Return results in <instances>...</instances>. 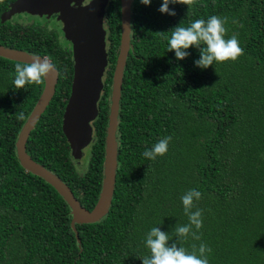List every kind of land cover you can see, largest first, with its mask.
<instances>
[{"label": "trees", "instance_id": "1", "mask_svg": "<svg viewBox=\"0 0 264 264\" xmlns=\"http://www.w3.org/2000/svg\"><path fill=\"white\" fill-rule=\"evenodd\" d=\"M16 0H0V45L41 56L55 65V93L26 142L27 154L54 173L87 210L102 189L112 78L120 47V0L106 6L108 66L87 173L79 175L63 133L73 75L71 44L54 28L29 30L4 14ZM131 1L130 48L124 67L116 130V169L107 213L97 222L71 226L70 208L44 179L25 170L16 141L44 83L15 89V64L0 56V264H142L145 236L185 225L181 197L202 192L201 239L189 235V252L201 243L209 264H264V0H198L191 9L162 0ZM216 15L227 18L225 38L243 49L235 62L196 67L199 50L177 60L165 36L181 24ZM158 32H165L164 35ZM69 43V44H68ZM23 112L25 118L17 119ZM171 136L167 153L143 156ZM83 160V161H84ZM195 230V229H193Z\"/></svg>", "mask_w": 264, "mask_h": 264}, {"label": "water", "instance_id": "2", "mask_svg": "<svg viewBox=\"0 0 264 264\" xmlns=\"http://www.w3.org/2000/svg\"><path fill=\"white\" fill-rule=\"evenodd\" d=\"M16 0L5 19L17 13L56 14L62 31L71 44L73 75L70 95L63 115V133L69 143L74 160L83 157L93 141L92 123L98 116V102L103 92V78L108 66L106 36L103 21L107 0ZM74 4V5H73ZM120 47L112 78L108 124L105 139V157L100 196L94 208L87 210L74 197L71 190L51 171L35 162L26 152V142L41 115L50 103L58 81L57 70L44 82L42 94L22 126L16 141L19 164L30 173L50 184L70 208L71 226L99 221L108 211L116 169V130L124 67L130 48L131 1L120 0ZM0 56L21 63L41 56L0 45ZM45 59V58H43Z\"/></svg>", "mask_w": 264, "mask_h": 264}, {"label": "clouds", "instance_id": "3", "mask_svg": "<svg viewBox=\"0 0 264 264\" xmlns=\"http://www.w3.org/2000/svg\"><path fill=\"white\" fill-rule=\"evenodd\" d=\"M152 0H140L143 5H150ZM198 0H162V5L158 9L162 14L175 16L176 12L169 8V5H186L191 9ZM227 18L216 15L210 16L207 20L196 19L187 27L178 26L170 30V36H165L168 48L167 52H174L177 60H183L190 55L188 49L199 50V59L194 61L196 67L207 69L214 64L235 62L241 55L243 49L235 35L225 38L227 29L225 27ZM164 35L165 32H158ZM13 84L15 89H25L26 85H40L56 71L55 65L43 58H34L28 63H16ZM24 113L20 112L17 119L23 120ZM172 137L167 136L152 145L150 149L143 152V156L148 160H156L157 157L164 156L168 151V146ZM86 151V150H85ZM75 171L79 175L87 173V166H75ZM202 198V192L193 188L188 190L182 197L184 214L188 218L185 225L174 227V236L169 232L161 231L159 227H153L145 236V247L148 255L139 258L142 264H209L208 255L212 249L204 243L199 247L193 244L192 251L189 252L181 245L191 235L193 240H200V229L203 227V210L197 208L193 211L196 201ZM195 229V230H193Z\"/></svg>", "mask_w": 264, "mask_h": 264}, {"label": "flooded vegetation", "instance_id": "4", "mask_svg": "<svg viewBox=\"0 0 264 264\" xmlns=\"http://www.w3.org/2000/svg\"><path fill=\"white\" fill-rule=\"evenodd\" d=\"M90 1L91 0H82L81 4L85 5ZM107 5H108V0H107ZM23 14H25V16H26V18L24 17V20L26 21L25 27L28 30L34 26L39 27L40 29H42V28L48 29L49 26H51V29H52L55 26L56 27V29L54 28L55 35H48L47 37L48 38H60V39L62 38V41H64L65 37H64V34L62 33V25H61V23H60L61 27L56 25V23L58 21L56 14H52V16L50 18H47L46 16L40 17L39 15H31L30 13H27V12H25ZM31 16L33 17V19ZM14 18H16V17H14ZM41 18H43L45 20L43 21V20H41ZM106 21H107V18H106V8H105L103 25H104V28L107 32ZM71 51H72V47H71Z\"/></svg>", "mask_w": 264, "mask_h": 264}, {"label": "rangeland", "instance_id": "5", "mask_svg": "<svg viewBox=\"0 0 264 264\" xmlns=\"http://www.w3.org/2000/svg\"><path fill=\"white\" fill-rule=\"evenodd\" d=\"M23 13H25V12H22V13H17L16 15H15V20L16 21H18V22H20V23H22L23 24V26H25V24H26V21L24 20V17L26 18V16H25V14H23ZM28 13V12H27ZM31 15H38V14H32V13H30ZM22 17H20V16ZM40 17H42V16H46L47 18H50L51 16H52V14L51 15H49V14H42V15H39ZM32 17V16H31ZM32 19H33V17H32ZM31 19V20H32ZM41 20H45V19H43V18H41ZM60 21H57V23H56V25L57 26H60L61 27V25H62V23H61V25H60ZM48 29L50 30L51 29V26H49L48 27ZM62 33H63V31H62ZM65 37V36H64ZM62 41V38L60 39V42ZM63 42V41H62ZM69 44V43H68ZM86 150V149H85ZM85 153H86V151H84V153H83V157L80 159V160H74L73 159V161H72V163H73V165H74V162H75V166H79V167H83V166H85L86 165V161L84 160V157H85ZM84 160V161H83ZM87 166V165H86Z\"/></svg>", "mask_w": 264, "mask_h": 264}]
</instances>
